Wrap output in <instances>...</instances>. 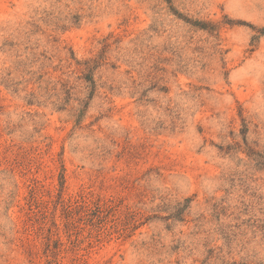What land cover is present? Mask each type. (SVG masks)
I'll return each instance as SVG.
<instances>
[{
  "label": "rangeland",
  "instance_id": "1",
  "mask_svg": "<svg viewBox=\"0 0 264 264\" xmlns=\"http://www.w3.org/2000/svg\"><path fill=\"white\" fill-rule=\"evenodd\" d=\"M0 264H264V0H0Z\"/></svg>",
  "mask_w": 264,
  "mask_h": 264
},
{
  "label": "trees",
  "instance_id": "2",
  "mask_svg": "<svg viewBox=\"0 0 264 264\" xmlns=\"http://www.w3.org/2000/svg\"><path fill=\"white\" fill-rule=\"evenodd\" d=\"M100 209H101L100 203L99 202H95L94 205H93V210L94 211H100Z\"/></svg>",
  "mask_w": 264,
  "mask_h": 264
}]
</instances>
